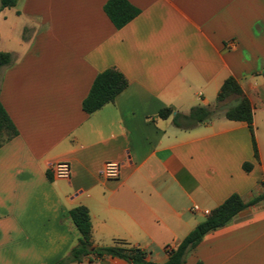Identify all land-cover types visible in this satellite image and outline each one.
Instances as JSON below:
<instances>
[{"label": "crops", "instance_id": "1", "mask_svg": "<svg viewBox=\"0 0 264 264\" xmlns=\"http://www.w3.org/2000/svg\"><path fill=\"white\" fill-rule=\"evenodd\" d=\"M126 1L139 13L120 29L103 12L107 0L0 8V53L13 57L0 73V103L17 131L0 147V264L65 258L79 239L69 211L80 206L93 249L123 242L164 264L233 194L247 206L184 264H264V199L251 204L264 193V0ZM107 69L127 86L86 114L82 101ZM228 77L252 105L257 159L244 122H172L212 108ZM164 108L167 119L158 117ZM58 162L70 165L68 180L53 177ZM107 162L120 164L117 178L101 175ZM68 264L129 263L88 255Z\"/></svg>", "mask_w": 264, "mask_h": 264}, {"label": "trees", "instance_id": "2", "mask_svg": "<svg viewBox=\"0 0 264 264\" xmlns=\"http://www.w3.org/2000/svg\"><path fill=\"white\" fill-rule=\"evenodd\" d=\"M17 1L0 0V8L6 9L14 7ZM103 12L115 29L122 28L139 13L126 0H107L103 6ZM12 63L13 57L11 53H0V73L3 68L9 67ZM126 86L127 81L125 77L115 69H107L98 73L92 82L87 96L82 101L81 108L83 112L92 114L104 105L112 103L115 97ZM228 98H235L236 103L221 110L223 117L230 121L244 122L247 124L252 137L254 157L257 159L252 129V105L233 77H228L223 82L215 105L212 108L196 107L191 109L187 115L176 113L172 117V122L177 128L190 129L197 123L210 121L220 111L218 108L219 104ZM172 114V109L164 108L159 111L158 117L167 119ZM16 135L17 131L14 125L0 103V147ZM250 168V164L243 165V170L245 171H249ZM262 199H264V193L253 200L251 204ZM246 206L238 195H231L221 205L213 209L202 222L198 223L170 250L168 259L164 264H184L187 254L202 241L205 235L227 225ZM69 218L79 233V239L69 254L54 264L78 263L88 255H94L97 258L107 256L123 260L129 264H155L147 260L146 254L143 251L123 242H116L115 245L109 247L93 249L91 243L90 217L85 207L80 206L70 210ZM196 264L202 263L198 262Z\"/></svg>", "mask_w": 264, "mask_h": 264}, {"label": "built area", "instance_id": "3", "mask_svg": "<svg viewBox=\"0 0 264 264\" xmlns=\"http://www.w3.org/2000/svg\"><path fill=\"white\" fill-rule=\"evenodd\" d=\"M229 47H234L233 43ZM120 164L116 162H107L103 165L101 175L107 179H115L119 176ZM70 165L67 162H58L52 166V174L55 179L68 180L70 178Z\"/></svg>", "mask_w": 264, "mask_h": 264}, {"label": "rangeland", "instance_id": "4", "mask_svg": "<svg viewBox=\"0 0 264 264\" xmlns=\"http://www.w3.org/2000/svg\"><path fill=\"white\" fill-rule=\"evenodd\" d=\"M232 103H233V99L232 98H228L223 103H220L219 106H218V108H219L220 111L217 112L214 116L221 115L223 113L221 110H223L224 108H227V107L231 106Z\"/></svg>", "mask_w": 264, "mask_h": 264}]
</instances>
